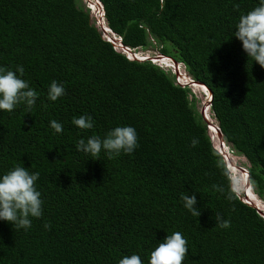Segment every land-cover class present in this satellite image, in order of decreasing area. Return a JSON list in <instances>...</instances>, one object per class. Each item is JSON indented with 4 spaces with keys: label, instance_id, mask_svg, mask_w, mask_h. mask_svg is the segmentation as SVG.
I'll use <instances>...</instances> for the list:
<instances>
[{
    "label": "trees",
    "instance_id": "trees-1",
    "mask_svg": "<svg viewBox=\"0 0 264 264\" xmlns=\"http://www.w3.org/2000/svg\"><path fill=\"white\" fill-rule=\"evenodd\" d=\"M100 1L124 46H155L209 87L213 116L264 201V68L233 36L260 0ZM17 66L38 98L30 112L0 110V176L16 166L38 172L42 216L27 230L0 220V264H119L133 254L148 264L176 231L188 242L183 264H264V217L239 194L227 198L231 171L193 89L172 69L129 58L82 0H0V67ZM52 81L65 88L56 101ZM82 115L92 129L72 123ZM124 126L137 134L131 154L77 151L79 139ZM186 194L199 217L184 207ZM216 214L230 227L217 226Z\"/></svg>",
    "mask_w": 264,
    "mask_h": 264
},
{
    "label": "clouds",
    "instance_id": "clouds-1",
    "mask_svg": "<svg viewBox=\"0 0 264 264\" xmlns=\"http://www.w3.org/2000/svg\"><path fill=\"white\" fill-rule=\"evenodd\" d=\"M161 2L163 4V0ZM89 8L91 9V6ZM233 36L242 42L248 58L264 68V0H260L259 6L240 16ZM24 71L23 66H17L16 71L0 67V110L11 112L17 105L24 104L30 112L35 105L38 93L21 78ZM64 95V86L52 81L48 90V99L56 101ZM72 123L81 130H90L94 127L90 116L73 118ZM50 126L56 133L63 132L62 124L55 120L50 122ZM197 143L198 141L193 139L192 146L195 147ZM137 146V134L131 126L116 127L108 131L103 139L93 135L86 142L84 139H79L76 143L77 151L98 157L103 150L109 159L119 156L121 152L131 154ZM226 175L230 181V194L227 198L232 200L233 196L239 193L241 180L239 177L234 178L231 172H226ZM38 177V172L30 173L28 168L21 166H16L0 176V220L11 223L16 229L27 230L31 227V218L42 216L41 193L35 187ZM217 190L223 191V189ZM181 199L184 201V207L193 216L201 215L195 207L197 200L194 194L182 195ZM215 220L216 225L221 228L230 227V221L219 214L215 215ZM44 227L50 229L51 226L46 223ZM187 243L179 231L167 235L151 252L148 264H183L189 251ZM119 264H143V261L139 255L133 254L124 256Z\"/></svg>",
    "mask_w": 264,
    "mask_h": 264
},
{
    "label": "water",
    "instance_id": "water-1",
    "mask_svg": "<svg viewBox=\"0 0 264 264\" xmlns=\"http://www.w3.org/2000/svg\"><path fill=\"white\" fill-rule=\"evenodd\" d=\"M96 1L101 5V8H102L101 17L102 18H105V10H104V7H103L102 2L100 0H96ZM99 25L101 26V29L103 30V35L105 37H107L108 40H110L111 42H113L114 45L116 46V48L122 49V51L124 53H126L129 58H131V59H138V60H151V61L156 62V63H157L158 59H160V57L170 58V59L173 60L174 66L176 67V68L174 67V70H172V72L175 74L178 83H180L181 85H184V86L185 85H188L189 86L190 84H197V85H200V86L204 87L207 90V92L209 93V95H207L208 100L205 103V105H203V107L201 109V114L203 115L204 119L207 121L208 127H210V124L213 123V121L209 119V116L207 114V109L208 108L211 109L212 97L213 96H212V91L209 89V87L205 83H203V82H201L199 80H196V79L192 78V76L189 75V73L187 72V70H186V74L188 75L189 82H186V83L182 82L180 80V70H179L180 64H183L182 62H179L176 59H174L173 57L164 55L162 53H157L154 56H151L149 54H146V56H145L144 55V52L136 51L135 49H131L130 47L124 46L123 43H122V37L119 36L116 32H114L108 25L107 26L106 25H102L101 22L99 23ZM107 30H109L112 35L109 34V33H107L108 32ZM110 35L113 37L112 39H111ZM139 53L140 54H143V56H139L138 55ZM157 64H159V63H157ZM160 66H162V65H160ZM184 67H185V65H184ZM215 123L217 124L216 127L218 128V130L220 132V137H221V140H222V144L224 145L225 143H227V146L229 148H231L230 145L228 144V142L225 140L224 135H223V133H222V131H221L219 125H218L217 120H216ZM217 150L223 155L224 158H226V154L221 150V148H219ZM225 160H226V162L228 161L227 159H225ZM228 163H229V161H228ZM241 169H242V171L246 172V175H247V182L248 183H247L246 188H249V187L253 188L252 183L250 181V173H249V170L248 169H245V168H242V167H241ZM246 192H247V190H246ZM238 194L240 195V197L242 198L243 201H245L248 204L254 206L258 210V212L264 217V210L261 207H259L258 205L252 203L251 201L247 200V198L245 196L242 197V195L240 193H238Z\"/></svg>",
    "mask_w": 264,
    "mask_h": 264
},
{
    "label": "bare ground",
    "instance_id": "bare-ground-1",
    "mask_svg": "<svg viewBox=\"0 0 264 264\" xmlns=\"http://www.w3.org/2000/svg\"><path fill=\"white\" fill-rule=\"evenodd\" d=\"M101 7V5L99 6ZM101 10V11H100ZM98 12H102V8L100 9ZM100 22L102 23V25H106V21H105V18H101V15H100ZM107 26V25H106ZM109 34H111V32L109 30H107ZM112 35V34H111ZM110 35L111 39L113 38L112 36ZM131 54V53H130ZM140 54V53H139ZM139 56H143V54H140ZM168 60L169 64L170 65H173L172 66H169V64H167V62L165 61ZM157 63H159L160 65H163L164 67L166 68H169V69H172L174 70V62L172 59L170 58H167V57H160V59H158ZM182 66L184 67L183 64H180V80L183 82L185 80V82H189V78H188V75L186 74V68L185 70L182 68ZM176 68V67H175ZM183 79V80H182ZM190 85H193L195 90L199 91V92H204L206 95H209V93L207 92V90L200 86V85H197V84H190ZM207 114L209 116V119L214 121L213 119V116L211 114V109L208 108L207 109ZM215 122H213L214 124ZM209 133L211 135V138H212V141L215 143V145H218L221 147V150L227 154L226 157H228L230 160L234 157V155L231 153V148H229L227 146V143H225L224 145L222 144V140H221V137H220V132L218 130V128L214 125H212V123L210 124V127H209ZM231 167L235 170L238 169V171L241 173V177H242V190H247L246 192V198L247 200L251 201L252 203L258 205L259 207H261L263 210H264V201L254 192L253 188L249 187V188H246L247 186V175H246V172L242 171L241 172V167L237 165V163L234 161V162H231ZM239 173V174H240ZM245 186V187H244Z\"/></svg>",
    "mask_w": 264,
    "mask_h": 264
},
{
    "label": "rangeland",
    "instance_id": "rangeland-1",
    "mask_svg": "<svg viewBox=\"0 0 264 264\" xmlns=\"http://www.w3.org/2000/svg\"><path fill=\"white\" fill-rule=\"evenodd\" d=\"M82 2L85 4V6L86 7H89V6H91V12H92V16H93V19H95L96 20V22H97V25L99 26V19H100V15H101V12H98L100 9H101V7H99L100 6V4L96 1V0H82ZM101 11V10H100ZM102 18V17H101ZM107 38V37H106ZM140 52H144V55L146 56V54H149V55H151V56H154L155 54H157V53H160V51H158V49L155 47V46H152V45H150L146 50H144V51H140ZM138 55H140V54H138ZM165 61L167 62V64H169V62H168V60H166L165 59ZM169 66H172L173 67V65H170L169 64ZM182 68L185 70V68L182 66ZM181 79V78H180ZM183 80V79H182ZM184 83H186L185 82V80L183 81ZM189 86H191V88L193 89V92L195 93V95L197 96V99H198V101H197V107H198V109H199V111L201 112V109H202V107H203V105H205V103L207 102V100H208V98H207V95L204 93V92H199V91H197V90H195V88H194V86L193 85H189ZM211 114H212V116H213V113H212V111H211ZM213 122H216V119H215V117L213 116ZM212 125H214V126H216L217 124L216 123H212ZM211 136V135H210ZM214 143V142H213ZM214 146H215V148L216 149H219V148H221L220 146H218V145H215V143H214ZM231 153L234 155V157L230 160L228 157H226L225 159H227L228 161H229V163H228V161H227V165H228V168L230 169V171H231V173L233 174V177L235 178V177H239L240 178V180L242 179V177L240 176L241 175V173L238 171V169L237 170H235V169H233L232 167H231V162H236L237 163V165H238V167L240 166V167H242V168H245V169H248V167H249V162H248V160H247V158L245 157V156H243V155H240V154H237V153H235L234 151H232L231 150ZM227 155V154H226ZM241 172H242V169H241ZM240 173V174H239ZM245 187V186H244ZM254 190V189H253ZM255 192V191H254ZM239 193L242 195V197H246V192H245V190H242V180H241V186H240V190H239Z\"/></svg>",
    "mask_w": 264,
    "mask_h": 264
}]
</instances>
